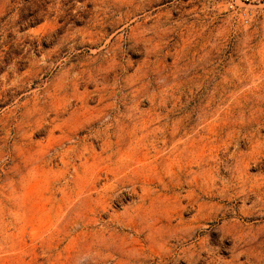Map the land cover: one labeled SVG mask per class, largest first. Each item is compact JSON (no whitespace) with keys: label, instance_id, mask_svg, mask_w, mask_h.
<instances>
[{"label":"rangeland","instance_id":"1","mask_svg":"<svg viewBox=\"0 0 264 264\" xmlns=\"http://www.w3.org/2000/svg\"><path fill=\"white\" fill-rule=\"evenodd\" d=\"M0 264H264V0H0Z\"/></svg>","mask_w":264,"mask_h":264}]
</instances>
